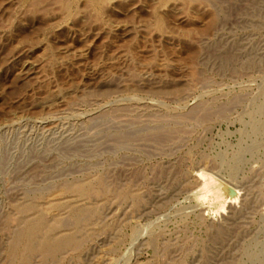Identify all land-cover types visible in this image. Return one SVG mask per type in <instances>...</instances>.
Returning <instances> with one entry per match:
<instances>
[{
  "label": "rangeland",
  "instance_id": "1",
  "mask_svg": "<svg viewBox=\"0 0 264 264\" xmlns=\"http://www.w3.org/2000/svg\"><path fill=\"white\" fill-rule=\"evenodd\" d=\"M0 264H264V0H0Z\"/></svg>",
  "mask_w": 264,
  "mask_h": 264
},
{
  "label": "bare ground",
  "instance_id": "2",
  "mask_svg": "<svg viewBox=\"0 0 264 264\" xmlns=\"http://www.w3.org/2000/svg\"><path fill=\"white\" fill-rule=\"evenodd\" d=\"M98 188H99V187H98ZM100 191H101V190H100ZM234 199H235V198H234ZM234 199H233V200H234ZM64 222H65V220H64ZM64 222H62V225H63ZM65 224H66V222L64 223V226H65ZM52 225H53V224H52ZM12 232H13V231H12ZM36 236H37V235H36Z\"/></svg>",
  "mask_w": 264,
  "mask_h": 264
},
{
  "label": "water",
  "instance_id": "3",
  "mask_svg": "<svg viewBox=\"0 0 264 264\" xmlns=\"http://www.w3.org/2000/svg\"><path fill=\"white\" fill-rule=\"evenodd\" d=\"M230 191H232V190H230Z\"/></svg>",
  "mask_w": 264,
  "mask_h": 264
}]
</instances>
